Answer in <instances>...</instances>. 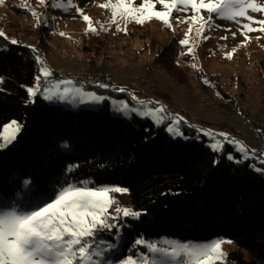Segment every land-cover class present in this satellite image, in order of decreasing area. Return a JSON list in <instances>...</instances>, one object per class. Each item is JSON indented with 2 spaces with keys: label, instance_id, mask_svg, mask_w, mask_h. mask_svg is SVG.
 Returning <instances> with one entry per match:
<instances>
[{
  "label": "rangeland",
  "instance_id": "rangeland-1",
  "mask_svg": "<svg viewBox=\"0 0 264 264\" xmlns=\"http://www.w3.org/2000/svg\"><path fill=\"white\" fill-rule=\"evenodd\" d=\"M0 34L36 51L28 92L48 103L106 104L184 139L185 120L213 150L227 140L229 159L264 164V147L251 143L255 132L264 136V0H0ZM95 73L106 75L104 91L86 86ZM18 132L16 120L6 123L0 149ZM129 213L124 189L73 184L38 208L0 209V264H84ZM143 245L115 264H226L233 249L222 238Z\"/></svg>",
  "mask_w": 264,
  "mask_h": 264
},
{
  "label": "trees",
  "instance_id": "trees-1",
  "mask_svg": "<svg viewBox=\"0 0 264 264\" xmlns=\"http://www.w3.org/2000/svg\"><path fill=\"white\" fill-rule=\"evenodd\" d=\"M38 74L36 51L0 34V133L10 120L19 125L15 142L0 149V209L38 208L70 184L117 186L131 213L96 240L100 255L90 263L115 264L168 237L226 239L233 245L226 264H264V164L257 169L238 153L229 159L227 140L213 150L185 120L179 122L184 139L170 137L165 123L125 119L106 104L48 103L28 92ZM85 84L104 91L101 83Z\"/></svg>",
  "mask_w": 264,
  "mask_h": 264
},
{
  "label": "built area",
  "instance_id": "built-area-1",
  "mask_svg": "<svg viewBox=\"0 0 264 264\" xmlns=\"http://www.w3.org/2000/svg\"><path fill=\"white\" fill-rule=\"evenodd\" d=\"M89 83H106L108 84V79L105 74L101 73H95L87 76L86 79ZM251 143L254 145V148H261L264 147V136L260 132H255V135L253 139L251 140Z\"/></svg>",
  "mask_w": 264,
  "mask_h": 264
}]
</instances>
